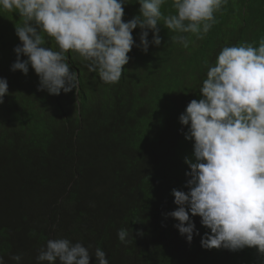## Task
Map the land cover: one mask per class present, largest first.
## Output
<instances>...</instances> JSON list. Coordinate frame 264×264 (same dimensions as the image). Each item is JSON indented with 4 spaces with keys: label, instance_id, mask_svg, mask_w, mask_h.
I'll return each instance as SVG.
<instances>
[{
    "label": "trees",
    "instance_id": "1",
    "mask_svg": "<svg viewBox=\"0 0 264 264\" xmlns=\"http://www.w3.org/2000/svg\"><path fill=\"white\" fill-rule=\"evenodd\" d=\"M123 7L124 21L139 14L136 0ZM161 12L175 14L172 0ZM214 15L203 39L168 30L161 20V45L150 44L147 53L133 46L115 84L88 72L83 58L69 51L77 87L51 95L38 90L31 66L27 74L10 70L23 18L0 8V77L8 84L0 104V255L6 264H16L14 254H22L20 264H37L39 249L60 237L92 253L101 248L109 264H264L255 247L202 248L209 230L199 215L192 217L199 235L191 243L174 227L177 221L163 215L177 207L171 189L188 190L184 157L191 156L193 141L184 139L181 129L188 126L178 117L201 98L205 61L214 64L225 46L258 47L264 38V0H228ZM139 33V27L132 31L137 44ZM180 35L189 37L187 48ZM48 39L46 46L57 48ZM121 228L129 230L127 244L118 239ZM95 261L90 256V264Z\"/></svg>",
    "mask_w": 264,
    "mask_h": 264
},
{
    "label": "clouds",
    "instance_id": "2",
    "mask_svg": "<svg viewBox=\"0 0 264 264\" xmlns=\"http://www.w3.org/2000/svg\"><path fill=\"white\" fill-rule=\"evenodd\" d=\"M131 0H0V8L23 18L15 27L20 44L13 49L10 70L27 74L29 67L39 79L38 90L59 95L78 84L66 53L83 58L88 72L107 84L118 83L133 46L147 53L149 45L162 43L160 21L168 30L191 33L203 39L216 23L214 13L228 0H172L175 14L164 16L166 0H136L139 14L124 21V5ZM139 27V43L132 31ZM149 30L152 39L149 40ZM53 38L57 48L49 46ZM177 41L187 48L188 36ZM21 55L26 59H21ZM207 66L199 100L192 99L179 115L184 139L192 140V154L184 157L188 170L185 187L173 188L177 207L164 213L174 218V227L191 243L199 235L192 220L200 216L206 231L200 238L204 249L242 250L255 247L264 257V38L251 44L225 46L215 63ZM8 94L6 78L0 77V104ZM120 242L129 243V230L117 232ZM132 236V229H131ZM133 237V236H132ZM109 264L105 251L92 253L81 242L66 237L48 239L39 249L37 264ZM11 260L20 264L22 254ZM0 264H6L0 255Z\"/></svg>",
    "mask_w": 264,
    "mask_h": 264
}]
</instances>
